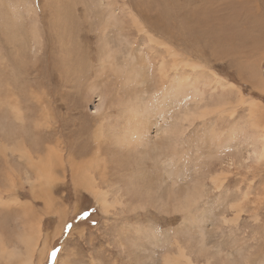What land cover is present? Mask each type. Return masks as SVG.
Masks as SVG:
<instances>
[{
    "label": "rangeland",
    "instance_id": "rangeland-1",
    "mask_svg": "<svg viewBox=\"0 0 264 264\" xmlns=\"http://www.w3.org/2000/svg\"><path fill=\"white\" fill-rule=\"evenodd\" d=\"M263 135L264 0H0V264H264Z\"/></svg>",
    "mask_w": 264,
    "mask_h": 264
},
{
    "label": "bare ground",
    "instance_id": "bare-ground-1",
    "mask_svg": "<svg viewBox=\"0 0 264 264\" xmlns=\"http://www.w3.org/2000/svg\"><path fill=\"white\" fill-rule=\"evenodd\" d=\"M110 19H111V17H110ZM113 19V18H112ZM107 20V19H106ZM108 21H110V20H108ZM107 24V23H106ZM108 25V24H107ZM104 28V27H103ZM107 30V29H106ZM105 32V31H104ZM108 48H109V46H108ZM109 56H111V54L109 55ZM173 57V56H172ZM112 61H113V59H112ZM263 84V83H262ZM255 107H256V105H255ZM253 112V111H252ZM259 112V111H258ZM160 131V130H159ZM161 132V131H160ZM249 141V140H248ZM258 141H261L260 142V144H261V146L260 147H258L259 149L258 150H256V151H259V154H258V156H257V158L259 159V160H261V159H264V135H263V137H262V139L260 140H258ZM24 158L25 159H27L28 161H31V157H30V155H29V153L27 152V151H25L24 152ZM245 161V160H244ZM87 177V176H86ZM101 200V199H100ZM103 201V200H102ZM100 203V202H99ZM102 205V204H101ZM105 205V204H104ZM106 206V205H105ZM107 207V206H106ZM105 207V208H106ZM27 241H29V240H27ZM33 244V243H32ZM34 245H35V243H34ZM31 246V245H30ZM34 247V246H33ZM30 248V247H29ZM31 248H32V246H31ZM35 248V247H34ZM28 249V248H27ZM32 250H33V248H32ZM11 253V252H10ZM30 253V252H29ZM33 253V252H32ZM14 256V255H13ZM32 256V255H31ZM29 257V256H28ZM29 258H31V257H29ZM30 260V259H29ZM22 261V260H21ZM25 261V260H24ZM24 261H22V262H24ZM26 261H28V259L26 258ZM20 263V264H23V263ZM30 263L29 264H31V261H29Z\"/></svg>",
    "mask_w": 264,
    "mask_h": 264
},
{
    "label": "snow or ice",
    "instance_id": "snow-or-ice-1",
    "mask_svg": "<svg viewBox=\"0 0 264 264\" xmlns=\"http://www.w3.org/2000/svg\"><path fill=\"white\" fill-rule=\"evenodd\" d=\"M84 215H85V213H84ZM88 215H89V213H88ZM71 227H72L71 224L66 225L65 226V231L66 232L70 231ZM59 251H60L59 249H53V251L50 253V258L57 257Z\"/></svg>",
    "mask_w": 264,
    "mask_h": 264
},
{
    "label": "trees",
    "instance_id": "trees-1",
    "mask_svg": "<svg viewBox=\"0 0 264 264\" xmlns=\"http://www.w3.org/2000/svg\"><path fill=\"white\" fill-rule=\"evenodd\" d=\"M45 263H46V261H45ZM45 263H44V264H45Z\"/></svg>",
    "mask_w": 264,
    "mask_h": 264
}]
</instances>
